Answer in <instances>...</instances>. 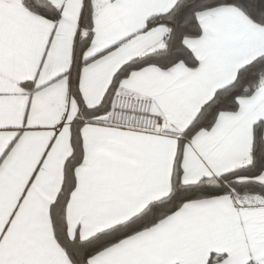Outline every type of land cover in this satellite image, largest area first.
Instances as JSON below:
<instances>
[{"label":"snow or ice","instance_id":"6c2138e0","mask_svg":"<svg viewBox=\"0 0 264 264\" xmlns=\"http://www.w3.org/2000/svg\"><path fill=\"white\" fill-rule=\"evenodd\" d=\"M0 264H264V0H0Z\"/></svg>","mask_w":264,"mask_h":264}]
</instances>
